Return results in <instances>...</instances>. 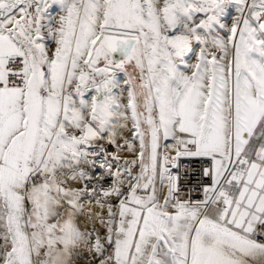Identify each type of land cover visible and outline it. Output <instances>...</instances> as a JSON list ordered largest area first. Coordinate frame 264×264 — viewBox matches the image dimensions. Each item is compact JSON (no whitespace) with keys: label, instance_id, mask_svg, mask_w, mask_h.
Returning <instances> with one entry per match:
<instances>
[{"label":"snow or ice","instance_id":"1","mask_svg":"<svg viewBox=\"0 0 264 264\" xmlns=\"http://www.w3.org/2000/svg\"><path fill=\"white\" fill-rule=\"evenodd\" d=\"M0 264H264V0H0Z\"/></svg>","mask_w":264,"mask_h":264}]
</instances>
